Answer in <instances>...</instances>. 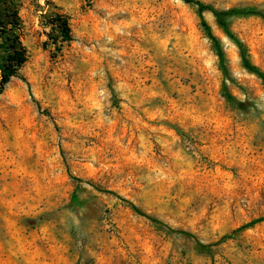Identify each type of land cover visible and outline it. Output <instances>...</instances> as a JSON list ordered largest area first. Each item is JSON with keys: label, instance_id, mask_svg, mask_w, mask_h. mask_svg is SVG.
I'll list each match as a JSON object with an SVG mask.
<instances>
[{"label": "rangeland", "instance_id": "rangeland-1", "mask_svg": "<svg viewBox=\"0 0 264 264\" xmlns=\"http://www.w3.org/2000/svg\"><path fill=\"white\" fill-rule=\"evenodd\" d=\"M200 1L257 11L227 21L264 73V0ZM20 15L28 60L0 94V264H264V80L213 13L24 0Z\"/></svg>", "mask_w": 264, "mask_h": 264}, {"label": "trees", "instance_id": "trees-1", "mask_svg": "<svg viewBox=\"0 0 264 264\" xmlns=\"http://www.w3.org/2000/svg\"><path fill=\"white\" fill-rule=\"evenodd\" d=\"M186 3L197 5L199 13H202L205 10H209L215 16L218 24L224 29L229 37H231L241 51V56L244 66L250 71L256 73L259 77L264 80V73L254 66L247 55V49L245 45L234 35L229 29L227 18L232 14H241V15H251L258 14L254 8H235L229 10H219L213 7L212 5H207L200 0H184ZM24 0H0V94H2L13 77L20 76V70L28 60V50L23 42V30L24 24L22 17L20 15L21 8L23 7ZM263 17L264 15L261 14ZM50 24L53 31L58 33L60 41L62 43L70 42L72 40V30L69 22V17L61 12L52 11L50 13ZM205 30L211 38L214 48L219 55L220 59H224V53L221 47L219 39L212 34L211 27L204 23ZM111 192V191H110ZM119 198L127 201L132 208L144 215L151 221L164 226L165 228L171 229L168 225L141 211L134 203L124 199L120 195ZM264 218H261L255 222L262 221ZM252 223H249L250 225ZM191 235V233H188ZM193 236V235H191ZM197 243L201 247H205L200 241Z\"/></svg>", "mask_w": 264, "mask_h": 264}]
</instances>
